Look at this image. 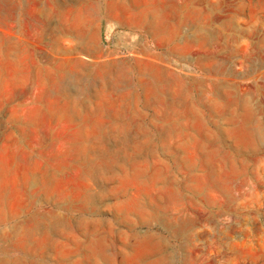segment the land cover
<instances>
[{"label": "rangeland", "instance_id": "374dc122", "mask_svg": "<svg viewBox=\"0 0 264 264\" xmlns=\"http://www.w3.org/2000/svg\"><path fill=\"white\" fill-rule=\"evenodd\" d=\"M0 264H264V0H0Z\"/></svg>", "mask_w": 264, "mask_h": 264}, {"label": "bare ground", "instance_id": "6f19581e", "mask_svg": "<svg viewBox=\"0 0 264 264\" xmlns=\"http://www.w3.org/2000/svg\"><path fill=\"white\" fill-rule=\"evenodd\" d=\"M110 143H111V142H110ZM116 143H117V142H116ZM113 167L115 168V166H113ZM114 168H113V169H114ZM112 171H113V170H112ZM114 172H115V171H113V173H114ZM91 173H92V171H91ZM95 173H96V172H95ZM95 173H94V174H95ZM100 173H102V171H101ZM103 176H104V174H103ZM102 180H103V179H102ZM95 184H96V182H95ZM95 186H96V185H95ZM95 186H94L93 188H96ZM102 188H103V186L101 187V189H102ZM97 189H98V188H97ZM92 194H93V193H92ZM86 198H87V197H86ZM91 201H92V199H91ZM93 201H94V200H93ZM88 202H89V203H92V202H90V200H89ZM93 203H94V202H93ZM95 204H96V203H95ZM95 204H94V205H95ZM92 205H93V204H92Z\"/></svg>", "mask_w": 264, "mask_h": 264}]
</instances>
